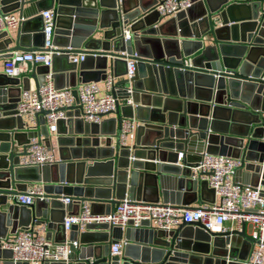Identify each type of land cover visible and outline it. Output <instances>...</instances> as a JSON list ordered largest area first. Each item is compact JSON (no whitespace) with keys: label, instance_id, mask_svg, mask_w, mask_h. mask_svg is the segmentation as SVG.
I'll list each match as a JSON object with an SVG mask.
<instances>
[{"label":"water","instance_id":"95a60500","mask_svg":"<svg viewBox=\"0 0 264 264\" xmlns=\"http://www.w3.org/2000/svg\"><path fill=\"white\" fill-rule=\"evenodd\" d=\"M157 3L1 0L3 13L34 14L18 26L14 47L9 48L7 31L0 34V59L13 51L39 50L25 44L26 37L42 38L43 48L41 13L48 10L56 13L57 50L51 67L38 66L22 78L0 74V264H27L14 262L1 245L8 234L33 224L47 225V237L56 244L70 242L68 262L44 264H243L248 259L256 242L246 224L225 233L207 231L201 223H182L169 233L149 224L125 231L108 224L85 230L74 225L69 232L64 227L82 201L92 203L94 215L109 214L127 197L192 208L206 191L214 195L206 182L193 178L204 150L244 158L247 164L239 171L250 175L251 185L264 186V0H193L166 21L150 12ZM32 21L41 26L31 30ZM129 25L132 38L126 42L122 33ZM80 53L84 60L73 63L70 57ZM135 53V76L127 79V59ZM108 72L124 89L122 98L132 103L119 105L112 113L116 117L101 124L85 122L78 107L68 108L53 135L41 121V134L52 151L57 147L58 162L18 166L24 153L15 148L25 149L33 134L25 131L16 104L31 79L39 87L52 73L56 88L65 89L76 87L78 79L100 82ZM125 118L136 122V138L122 145ZM164 175L176 179L175 192ZM32 183L44 185L45 198L30 207L16 205L13 197ZM64 198L73 203L64 204ZM100 205L105 210L96 212ZM114 239L125 240L121 257L110 254Z\"/></svg>","mask_w":264,"mask_h":264},{"label":"built area","instance_id":"2783aa9c","mask_svg":"<svg viewBox=\"0 0 264 264\" xmlns=\"http://www.w3.org/2000/svg\"><path fill=\"white\" fill-rule=\"evenodd\" d=\"M1 2V0H0ZM193 5V0H158L150 10L157 11L161 19L175 17ZM44 21V46L39 50L10 52L4 61V74L16 77L20 72V65L33 64L35 66L51 67L57 47L53 44L56 28V13L48 10L41 13ZM25 19L18 13H3L0 4V34L8 29H15ZM131 25L125 27L122 33L123 41L132 38ZM86 54H74L70 58L73 63H80ZM137 54L127 59V73L125 78L133 79L137 65ZM117 78L108 72L104 79L107 93L100 95V86L96 82L81 83L74 88L57 89L52 73L46 75L43 85L22 91L16 104V112L26 123L25 131L33 136L25 149L17 152L24 153L18 157L20 167H44L53 165L58 159L47 145L46 138L41 134V121L45 122L48 133L56 134L57 123L66 118V109L78 107L81 118L90 124H101L106 117L113 115L119 105L132 103L130 99H123L124 89L117 87ZM76 91L77 97L74 95ZM115 115V114H114ZM137 124L131 119H122L119 133L121 144H128L136 138ZM198 161L193 170V178L206 182L209 189L214 191L215 200L199 208H189L170 204H151L131 200L128 197L116 204L109 214L94 215L92 203L82 201L77 214L66 217L64 227L67 232L74 225L85 230L91 224H108L111 228L123 231L129 228L139 229L144 224L164 232H172L182 223L202 226L212 233H225L229 230L226 224L233 222L236 229L242 230V225H252L253 231L248 234L256 243L252 245L249 257L243 264H264V186L244 184L237 180V173L247 164L245 159L230 156L209 154L206 150L198 154ZM184 159V153H179V162ZM264 168V160L262 163ZM45 191L42 183H32L27 190L13 197L18 206L30 207L37 199H44ZM64 204L73 203V199L64 198ZM247 230V229H246ZM47 225L33 224L27 228L17 229L7 235L2 241V249L12 252L14 262L27 264H44L46 262H68L71 257L70 242L56 244L47 237ZM78 247V242L73 243ZM124 243L116 242L111 245L112 257H121ZM231 248V246H229Z\"/></svg>","mask_w":264,"mask_h":264},{"label":"crops","instance_id":"0c3cea01","mask_svg":"<svg viewBox=\"0 0 264 264\" xmlns=\"http://www.w3.org/2000/svg\"><path fill=\"white\" fill-rule=\"evenodd\" d=\"M150 1L151 0H145V3L146 2H150ZM48 4H50V3H48ZM32 14H34V13L28 12L27 15L25 14L23 18L26 19V20H30L32 18ZM18 15H20V14H18ZM168 19H170V18H168ZM168 19H161V20L162 21H166ZM29 26H30L31 30L32 29H37V28H39L41 26V23L39 21H32V22H30ZM17 29H18V27L15 28V29H8L7 30V33H8L7 39L8 38L12 39V44L9 46V48H12V47L15 46V38H16V35H17ZM24 43L25 44L30 43V44L33 45L32 48L40 49L41 48V44H42V38H32L31 37L29 39L28 37H26L25 40H24ZM28 51H34V50H28ZM28 51H24V52H28ZM4 61H5V59H0V74H4ZM18 67H21V70H20V72H18V75L16 77L17 78H20V77L22 78V76L31 74V72L38 66H35L33 64H25V65H20ZM62 83H64V81H62ZM97 83L100 86V90H101V94L100 95H105L107 93V89H106L104 80H102L100 82H97ZM80 84H81V81H80V79H78V85H80ZM29 86H30V89L37 88L36 81L34 79H31ZM113 117H116V116L113 114V115H110V116L106 117V119L113 118ZM22 139H24V138H22ZM18 150H21V149L20 148H15V152L18 151ZM54 153H55L57 159H59V157L56 154V151H54ZM194 156L195 157H193V160L197 159V155H194ZM237 180L242 182V183H244V184H250V175H247L245 171H242V172L238 171ZM164 181L166 182L167 188L169 190H171L173 192L176 191V179L174 177L164 175ZM175 198H177V197L175 196ZM214 200H215L214 195L210 191H206L203 200L200 198L196 203H194L192 205V208H199L202 205H208V204L212 203ZM94 210L96 212H102V211L105 210V207L101 206V205L100 206H96L94 208ZM226 228H227V230H233V229L237 228V225L235 223H233V222H229V223L226 224ZM252 231H253V226L252 225H247V233L250 234ZM9 235L10 234H8V236ZM113 241L114 242L115 241L123 242V243L125 242L124 239L122 241L114 239ZM101 245H102V243L96 244V246H101Z\"/></svg>","mask_w":264,"mask_h":264},{"label":"rangeland","instance_id":"374dc122","mask_svg":"<svg viewBox=\"0 0 264 264\" xmlns=\"http://www.w3.org/2000/svg\"><path fill=\"white\" fill-rule=\"evenodd\" d=\"M54 144H56V142L54 141ZM55 147H56V145H55ZM56 154H57V156L59 157V155H58V151H57V147H56Z\"/></svg>","mask_w":264,"mask_h":264}]
</instances>
